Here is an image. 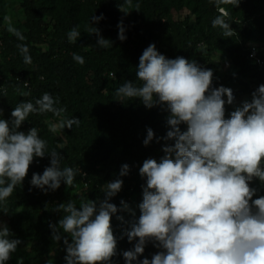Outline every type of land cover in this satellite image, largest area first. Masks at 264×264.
I'll return each instance as SVG.
<instances>
[{
    "label": "clouds",
    "instance_id": "1",
    "mask_svg": "<svg viewBox=\"0 0 264 264\" xmlns=\"http://www.w3.org/2000/svg\"><path fill=\"white\" fill-rule=\"evenodd\" d=\"M241 0H210L218 15L211 21L213 28L222 30L225 38L236 32L230 26V14L222 5L239 6ZM120 10L139 11L140 5L124 0ZM91 17L88 34H95L97 46L112 47L94 26L102 20ZM118 39L126 40L123 21L118 23ZM7 31L19 41L26 38L8 22ZM79 26L67 33L69 43L80 38ZM23 62L32 63L26 44H17ZM80 65L83 56L73 53ZM136 81L126 80L115 90L117 101L123 103L139 99L147 109L160 107L166 112L169 130L164 141H174L162 147L164 155L157 161L145 159L139 175L145 180L141 185L142 202L139 218L122 234L133 248L123 251L125 264H264V195H257L253 182L264 186V84L252 92L251 100H244L226 118V104L232 105L233 90L224 86L213 87V71L202 68L195 60L183 56L168 58L160 53L154 43L149 44L139 57L135 71ZM28 87V84H24ZM21 96L30 92L17 89ZM6 95V91H5ZM227 97V100L224 97ZM59 98L45 92L32 101L17 104L10 119L0 118V209L9 214V199L16 189L22 188L30 166L36 158H50V165L42 174L33 173L32 187L47 193L56 191L61 183L70 188L80 168L61 167L64 157L57 149L48 150L47 142L34 126L27 132L21 126L31 114L52 113L60 118L50 126L53 133L80 125V119L68 117L66 107H57ZM3 110L0 109V117ZM186 125V130L181 129ZM154 132L147 129L143 141L148 146ZM129 173L123 164L120 176ZM124 181L117 178L102 187L104 198L80 199L60 203L55 211L62 213L56 223H49L51 239L63 242L66 264H111L117 255V238L112 228V217L118 211L135 216V211L124 200L120 208L111 203L122 189ZM31 190V188L29 189ZM117 220L126 223L123 216ZM14 234L0 219V264H8L22 240L11 238ZM151 242L160 249L151 259L142 260L145 247ZM16 264H23L17 258Z\"/></svg>",
    "mask_w": 264,
    "mask_h": 264
},
{
    "label": "trees",
    "instance_id": "2",
    "mask_svg": "<svg viewBox=\"0 0 264 264\" xmlns=\"http://www.w3.org/2000/svg\"><path fill=\"white\" fill-rule=\"evenodd\" d=\"M2 1L0 109L3 114L0 118L10 119L17 104L34 103L45 92L58 97L57 107H66L65 115L79 118L78 127L73 125L72 129L53 133L49 128L52 123L58 124L60 118L44 113L31 114L20 130L27 132L35 126L47 142L48 150L63 145V149H57L64 157L61 167L80 168L86 174H78L70 188L62 182L58 190L45 193L32 187L30 181L33 173L42 174L50 165V158H36L22 188L18 187L9 199V214H3L0 209V219L14 234L11 238L22 240L8 264H16L21 257L23 264H47L54 251L58 252L49 264H66L65 246L62 241L51 239L48 227L62 216L55 211L56 206L68 200H74L79 206L73 193L77 188L89 199H103V185L117 178L124 181L123 187L110 202L119 209L120 201L124 200L135 211V216L118 211L112 217L117 253L132 249L136 241L130 243L126 236H121L140 215L138 205L142 202L141 185L145 180L139 175V168L145 159L159 161L164 155L162 147L174 141L157 142L169 130L166 112L160 107L147 109L139 99L121 103L115 100V90L126 80L138 83L135 71L139 57L154 43L168 58L183 56L212 71L213 54L225 55L235 68L223 76L213 77V87L231 88L235 98L250 101L252 92L264 84V67L249 56V46L254 44L264 57V0H241L237 7L222 5L229 12L230 26L236 32L228 38L222 36L221 29L211 25L219 13L210 0H133V5L139 3V11L128 8L126 15L119 7L124 6V0H20L23 14L20 31L26 38L24 41H19L3 25ZM101 14L104 18L94 26L105 39L112 41V47L107 49L99 48L98 37L86 31L91 17ZM121 21L125 28L124 41L118 39L117 25ZM76 26L81 36L72 44L67 33ZM20 43L29 48L30 65L23 62L17 48ZM73 53L83 56L85 63L75 62ZM17 89L30 95L21 96ZM234 109L233 105L226 104V118ZM148 128L155 136L145 146ZM181 129L186 130V125H181ZM123 164L129 165V173L121 177ZM253 186L258 189L257 195H264V186L259 181L253 182ZM117 216H123L126 223L117 220ZM159 250L149 242L139 259H151ZM111 264L122 263L114 256Z\"/></svg>",
    "mask_w": 264,
    "mask_h": 264
},
{
    "label": "rangeland",
    "instance_id": "3",
    "mask_svg": "<svg viewBox=\"0 0 264 264\" xmlns=\"http://www.w3.org/2000/svg\"><path fill=\"white\" fill-rule=\"evenodd\" d=\"M2 2L4 3V10H5V13L3 14V25L8 26V22L10 20L13 27L17 28L18 30H23V26L21 24V20L23 19V14H22L21 9L19 7L20 0H3ZM124 15H126V14L124 13ZM213 57H214V61H215V67L213 70V77L223 76L235 68L234 65L230 62L229 58H227L225 55L214 53ZM224 99L227 100V97L225 96ZM244 100H245V98H243V97H239V98L237 97V98H235L234 103L232 105L236 108L237 106H240V104ZM53 124H57V123H52V125ZM62 132H63V130H62ZM73 193L75 194L76 200L79 202H80L81 198L87 199V197H85L82 194L81 190L78 188L75 189L73 191ZM57 252L58 251H54L48 257L49 262L47 264L50 263V261L56 255L55 253H57ZM120 253H117L115 258L118 259L119 262L124 264L125 260H124L123 255H122L123 252H120Z\"/></svg>",
    "mask_w": 264,
    "mask_h": 264
},
{
    "label": "built area",
    "instance_id": "4",
    "mask_svg": "<svg viewBox=\"0 0 264 264\" xmlns=\"http://www.w3.org/2000/svg\"><path fill=\"white\" fill-rule=\"evenodd\" d=\"M249 56L252 57L260 66L264 67V57L260 55L256 45L250 44Z\"/></svg>",
    "mask_w": 264,
    "mask_h": 264
}]
</instances>
